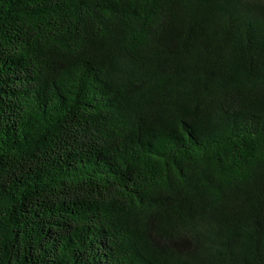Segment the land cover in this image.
<instances>
[{
	"label": "trees",
	"instance_id": "obj_1",
	"mask_svg": "<svg viewBox=\"0 0 264 264\" xmlns=\"http://www.w3.org/2000/svg\"><path fill=\"white\" fill-rule=\"evenodd\" d=\"M0 264H264V0H0Z\"/></svg>",
	"mask_w": 264,
	"mask_h": 264
}]
</instances>
